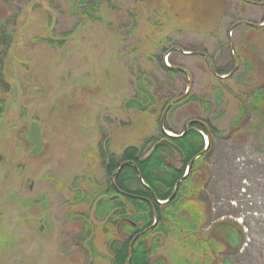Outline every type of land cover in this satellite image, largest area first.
<instances>
[{"label":"rangeland","instance_id":"rangeland-1","mask_svg":"<svg viewBox=\"0 0 264 264\" xmlns=\"http://www.w3.org/2000/svg\"><path fill=\"white\" fill-rule=\"evenodd\" d=\"M81 2L0 0L13 37L4 47L0 264H114L110 240L125 233L95 214L85 192L107 180L108 151L134 145L148 155L165 137L163 115L174 134L205 120L218 131L202 134L212 145L199 170L201 217L183 213L191 229L165 235L154 260L264 264V116L250 110L251 91L264 89V30L249 25L264 23V0H101L95 10ZM141 76L157 100L149 112L128 106ZM186 93L201 100L166 103Z\"/></svg>","mask_w":264,"mask_h":264},{"label":"trees","instance_id":"trees-1","mask_svg":"<svg viewBox=\"0 0 264 264\" xmlns=\"http://www.w3.org/2000/svg\"><path fill=\"white\" fill-rule=\"evenodd\" d=\"M81 4L87 10L102 7L101 0H94L91 4L82 0ZM84 13L88 11L85 10ZM249 25L251 30H264V25L250 23ZM12 42L13 37L6 29V22L0 20V117L7 103L6 97L3 96L9 92L3 77L6 60L4 47L11 46ZM159 60L167 74L175 73V68L165 65L163 58ZM216 73L221 75L223 71ZM149 77L148 74L147 79ZM138 79L140 82L138 97L129 100L128 106L149 112L157 100L149 85L145 83L146 79L142 76ZM189 93L176 99L177 102L201 100L196 94ZM251 96L250 110L259 116H264V89L256 88L255 91H251ZM173 101L175 100L170 99L166 103L170 104ZM245 111L246 108L242 107L240 115ZM234 124L237 125L239 122L235 121ZM162 126L163 122L160 123L161 131ZM216 131H218L217 127L209 120L194 121L187 133L181 137L169 138L179 146L183 156L169 144L156 147V142L148 155L134 145L126 147L121 155L109 151L106 153L108 157L104 166L107 180L91 192L86 191V195L91 194L89 196L91 199H87L86 196L84 200H90V206L95 208L98 217H108V223L114 226L121 224V230L125 233L124 238L112 237L109 243L111 251L114 252L112 259L114 264H167L158 259L154 260L155 249L161 245L165 235L180 232L182 230L180 224L191 229L187 216L183 213L188 211L194 220L196 217H201V210L198 206L195 207L197 205L195 202L198 191L206 184L205 180L199 177L201 175L199 170L201 165L205 164V158L212 145L211 141L208 149L205 150L202 132L212 136ZM175 154H178L177 160ZM187 166L191 168L186 175ZM81 195L82 192L78 190L75 199L77 200ZM89 217L90 214L86 213L87 223L85 222L84 234L86 237L89 235V244H93L94 229L88 223ZM107 224L104 227L108 226ZM224 224L226 223H220V225ZM241 242L242 235L238 241L239 246ZM222 264H233V262L224 258Z\"/></svg>","mask_w":264,"mask_h":264},{"label":"water","instance_id":"water-1","mask_svg":"<svg viewBox=\"0 0 264 264\" xmlns=\"http://www.w3.org/2000/svg\"><path fill=\"white\" fill-rule=\"evenodd\" d=\"M253 24L254 23H252V25ZM177 101L178 100L173 101L172 103H170V105L173 103H176ZM170 105L168 106V108L170 107ZM163 117H165V115ZM164 132H166L168 134V136L170 135L167 131L164 130ZM186 132H187V130H185L184 133H186ZM174 136L178 137L179 135H174ZM28 137H29L30 141L35 144V148L33 150V153L38 154L40 152V150H42V147H43L42 132H41V127H40L39 123L33 122L31 124L30 130L28 132ZM163 144H170L175 149H177L179 152H181L179 146L176 143L171 142L167 138H162L161 141L157 142L156 147L161 146ZM181 154L183 156V152H181Z\"/></svg>","mask_w":264,"mask_h":264},{"label":"flooded vegetation","instance_id":"flooded-vegetation-1","mask_svg":"<svg viewBox=\"0 0 264 264\" xmlns=\"http://www.w3.org/2000/svg\"><path fill=\"white\" fill-rule=\"evenodd\" d=\"M182 135H183V134H182ZM182 135H181V136H182ZM181 136L179 135L178 137H181ZM176 137H177V136H176ZM40 197H41V196H40ZM40 197L34 199L35 203H37V202L39 201V198H40ZM43 198H44V196H43ZM43 198H42V199H43ZM42 221H43V220H42ZM46 224H47V223H46Z\"/></svg>","mask_w":264,"mask_h":264},{"label":"bare ground","instance_id":"bare-ground-1","mask_svg":"<svg viewBox=\"0 0 264 264\" xmlns=\"http://www.w3.org/2000/svg\"><path fill=\"white\" fill-rule=\"evenodd\" d=\"M170 134H172V133L170 132Z\"/></svg>","mask_w":264,"mask_h":264}]
</instances>
